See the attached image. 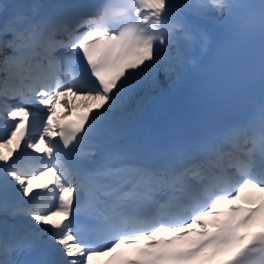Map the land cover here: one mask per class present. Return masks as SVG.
Listing matches in <instances>:
<instances>
[{
	"label": "snow or ice",
	"instance_id": "6c2138e0",
	"mask_svg": "<svg viewBox=\"0 0 264 264\" xmlns=\"http://www.w3.org/2000/svg\"><path fill=\"white\" fill-rule=\"evenodd\" d=\"M57 8L0 30V48L12 53L0 69V215L26 218L24 235L0 237V264H264V102L244 124L163 153L67 163L146 77L179 76L185 47L211 43L214 13L232 33L258 30L264 42V0H105L78 18L73 4ZM57 104L76 119L57 116ZM24 157L36 164L22 166ZM81 214L94 235L74 223ZM41 235L54 261L9 258Z\"/></svg>",
	"mask_w": 264,
	"mask_h": 264
},
{
	"label": "bare ground",
	"instance_id": "6f19581e",
	"mask_svg": "<svg viewBox=\"0 0 264 264\" xmlns=\"http://www.w3.org/2000/svg\"><path fill=\"white\" fill-rule=\"evenodd\" d=\"M174 2L182 3L183 0H174ZM0 3H3V6L6 5L5 8L3 9V11L0 13V28L2 27L0 30H2L4 28V26L7 23H9L11 20L14 21L17 16L22 17L23 15L26 14L25 9L21 6L14 4L13 0H0ZM213 16H215V20L211 23H208L209 27L218 28L220 25L224 24L227 20L224 15H218V14L214 13ZM198 50H201V48L199 47ZM195 51H197V50H195L193 45L185 47L184 52H185L186 56L188 57L189 62L186 63L183 67H181L179 69V76L178 77L175 73H170L169 75L166 76L163 69H158L156 71V73L154 74L155 83L151 82L153 77H146L145 82L140 87H137L136 90L127 99L130 98L132 100V104L136 105V107L139 108L142 101L151 92H155V91L160 90L164 85H171L176 78H179L181 76V71H183L184 69H186L188 67L194 66L195 57L198 56V55L192 56V53ZM64 78L67 80V77H64ZM23 106L30 108L28 106V104L23 105ZM130 111H131V109H126L127 114ZM65 112H68V111H66L60 104H57V106H56L57 116L60 117ZM122 120H123V116H121L120 119H118L116 116H113L111 114L102 125L98 126L97 129H95L93 131L91 138L88 139L86 141V143L88 145H91V146L94 144L93 139H94L95 132L97 130L115 131L117 129H120L121 127L124 126V124L121 123ZM41 147H42V145H41ZM33 153L35 154L34 156L40 155V154H37L35 152H33ZM38 182L39 181H34V185L38 184ZM3 194H4V192L0 191V195H3ZM8 194L10 196H13V193L11 191H9ZM25 199H28V198H25ZM220 206H223V205H220ZM20 219L24 222V225H25L26 224V218L20 216ZM21 224H23V223H21ZM97 262H94V264H97Z\"/></svg>",
	"mask_w": 264,
	"mask_h": 264
},
{
	"label": "rangeland",
	"instance_id": "374dc122",
	"mask_svg": "<svg viewBox=\"0 0 264 264\" xmlns=\"http://www.w3.org/2000/svg\"><path fill=\"white\" fill-rule=\"evenodd\" d=\"M1 5H3V3H0ZM5 5V4H4ZM6 6V5H5ZM4 7H0V13L3 11V9L5 8ZM142 89V88H141ZM134 107H136V105L132 104V100L129 98L125 101V103L118 107L117 109H114L113 112H112V115L113 116H116L118 119H120L121 116H123L125 113H126V109H134ZM39 183V182H38ZM10 195L7 194V198L9 197ZM5 198V194L3 195H0V204L2 202V199ZM7 216H3V215H0V220H2V218H5ZM10 218H13L11 215H10ZM14 220L16 221H19L21 222L22 220L20 219V216H17L15 218H13ZM23 222V221H22Z\"/></svg>",
	"mask_w": 264,
	"mask_h": 264
}]
</instances>
